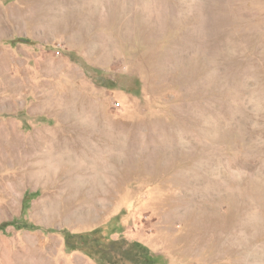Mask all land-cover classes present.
Here are the masks:
<instances>
[{"label":"rangeland","instance_id":"obj_1","mask_svg":"<svg viewBox=\"0 0 264 264\" xmlns=\"http://www.w3.org/2000/svg\"><path fill=\"white\" fill-rule=\"evenodd\" d=\"M1 225L0 264H264V0H0Z\"/></svg>","mask_w":264,"mask_h":264},{"label":"trees","instance_id":"obj_2","mask_svg":"<svg viewBox=\"0 0 264 264\" xmlns=\"http://www.w3.org/2000/svg\"><path fill=\"white\" fill-rule=\"evenodd\" d=\"M32 199V197L26 196L23 204L24 211L29 208ZM4 228L5 225L0 226V230ZM28 229L35 230L38 227L30 225ZM55 232H60L64 236L67 251L80 250L94 259L97 264H124L123 262H126V260L132 264H166L161 255L152 253L140 243H127L122 240L118 244L117 241L104 236L101 228L82 234H72L58 230H55ZM124 243L127 244L126 248ZM134 250L136 251L135 254L130 255L134 253Z\"/></svg>","mask_w":264,"mask_h":264},{"label":"bare ground","instance_id":"obj_3","mask_svg":"<svg viewBox=\"0 0 264 264\" xmlns=\"http://www.w3.org/2000/svg\"><path fill=\"white\" fill-rule=\"evenodd\" d=\"M66 103H67V100H66ZM71 104V103H70ZM62 105V104H61ZM66 106H68V105H66ZM65 108V107H64ZM64 108H62V109H64ZM72 108H74V107H72ZM76 108V107H75ZM68 109V108H67ZM77 112H79V110L77 111ZM62 113H64V112H62ZM74 113H72V112H70V111H67V112H65L64 113V116L65 117H68V118H70V120L72 119L73 120V118L72 117H74V115H73ZM86 114V113H85ZM83 116V115H82ZM81 117V116H80ZM79 117V118H80ZM66 119V118H65ZM80 124V123H79ZM52 135H54L53 133H52ZM53 137H55V136H53ZM42 142H44V141H42ZM45 143H52L53 145H52V148L51 149H57L58 151H63L64 153H65V149H66V147L64 146V144L63 143H60V142H56L55 140H54V138H49ZM47 168V167H46ZM42 170H44V168L42 169Z\"/></svg>","mask_w":264,"mask_h":264},{"label":"built area","instance_id":"obj_4","mask_svg":"<svg viewBox=\"0 0 264 264\" xmlns=\"http://www.w3.org/2000/svg\"><path fill=\"white\" fill-rule=\"evenodd\" d=\"M58 55H60V52H57Z\"/></svg>","mask_w":264,"mask_h":264}]
</instances>
